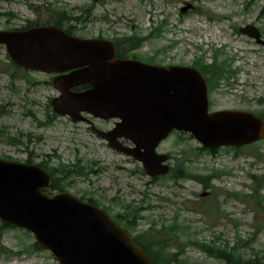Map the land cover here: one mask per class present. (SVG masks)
I'll return each instance as SVG.
<instances>
[{"label": "rangeland", "instance_id": "obj_1", "mask_svg": "<svg viewBox=\"0 0 264 264\" xmlns=\"http://www.w3.org/2000/svg\"><path fill=\"white\" fill-rule=\"evenodd\" d=\"M188 3L196 9L182 14L181 8ZM53 7L69 12L79 9V16L81 10L88 11L84 17L89 22L75 25L82 38L115 39L135 32L147 36L160 28L161 35L147 42L137 55L155 57L165 66H191L198 58L210 64L219 50L218 65L227 61L238 75L230 82L222 81L212 92L213 110L264 112V48L239 31L251 25L264 38V0H0V31L19 29L28 20H49L47 10ZM210 21L217 23L215 29H210ZM14 72L6 49L0 46V159L25 163L31 158L36 164L48 161L51 167L79 162L88 175L72 180L67 187L69 194L95 198L112 216L124 214L129 206L138 208L142 218L132 230L134 235L153 226L160 231L177 222L179 230L175 239L167 241L168 251L178 250L181 235L186 244L181 260L188 264L223 263L193 247L186 235L225 246L235 245L240 236L250 241L249 248L241 253L244 260L264 257V218L256 214L255 200L250 205L245 197L253 191L250 176H264V140L238 156L223 149L214 156L204 152L189 156L187 167L195 174L206 176L215 170L227 173L210 181L208 190L194 181H153L140 163L114 152L86 124L58 117L50 127L39 126L38 121L52 117L49 105L58 92L47 83L50 76L18 71L19 77L13 81ZM94 122L103 130L114 124ZM21 133L32 135L25 145L10 142L14 137L23 141ZM198 148L201 145L190 135L175 134L158 152L171 155L170 164L175 166L187 157L186 149ZM205 192L209 195L202 197ZM233 193L240 197H229ZM214 197L220 207L218 213L202 208L210 200L207 207L212 208ZM260 213L264 216L263 211ZM257 225L263 231L254 235ZM34 245L31 234L0 225V264H58L51 252L36 250Z\"/></svg>", "mask_w": 264, "mask_h": 264}, {"label": "water", "instance_id": "obj_2", "mask_svg": "<svg viewBox=\"0 0 264 264\" xmlns=\"http://www.w3.org/2000/svg\"><path fill=\"white\" fill-rule=\"evenodd\" d=\"M241 32L264 45L253 27ZM0 44L19 67L71 72L54 80L61 93L52 102L55 113L74 122L84 121L81 113L119 119L112 132L96 134L143 163L151 177L168 173L162 166L167 157L156 149L175 130L191 133L210 149L241 147L264 137V125L253 114H209L207 85L195 69L117 59L113 43L82 40L54 27L0 32ZM81 86L90 89L72 91ZM120 139L135 148H126ZM51 186V176L42 168L0 160V219L33 232L60 264H153L104 210L67 193L44 194Z\"/></svg>", "mask_w": 264, "mask_h": 264}, {"label": "trees", "instance_id": "obj_3", "mask_svg": "<svg viewBox=\"0 0 264 264\" xmlns=\"http://www.w3.org/2000/svg\"><path fill=\"white\" fill-rule=\"evenodd\" d=\"M71 16L67 18L68 20H71ZM61 21L60 19H57L55 22ZM34 26L33 24L29 23L27 25V28ZM67 32L73 34L71 31V27H67L66 29ZM131 43L136 46L138 43L134 41V39L131 41ZM197 67H200L205 73H211L213 79L219 80L220 78L223 77L224 75V67L221 68L217 66L215 63L214 65L210 66H203L201 62L196 64ZM261 117L264 119V115H261ZM51 121L47 123L50 124ZM18 143H21L20 141H17ZM235 154H238L240 150H234ZM28 164H32V161L27 162ZM184 164V163H183ZM41 167L44 169L48 170L50 174L53 177L54 183L52 190L54 191H66L69 180L74 179L76 176H83L85 171L84 168L80 166V164L73 165V166H65V165H60L56 168L50 167L48 162H42L39 164ZM184 167L183 165H178L177 169L175 171V175H173V179H181L183 178L184 175ZM217 176L219 172H215ZM186 178H194V179H199L201 182L206 184V179H201L196 176H193L191 174L187 175ZM254 181H256V188L255 191L258 193L262 189L263 181L260 180L261 178H258L256 176L251 177ZM48 192V191H46ZM87 196H83V199H85ZM89 202L94 203L97 205V202L90 198L88 199ZM114 220L121 224L124 225L129 231L132 232L133 229H135L137 225L138 218L141 219L139 210L136 208H131V207H126L125 208V213L124 214H118L113 217ZM3 227H5L3 225ZM178 232V225L174 224L173 227L170 229V234L164 230L157 232L154 229L149 230L148 232H145L140 235H135L134 236V241L137 244H140L148 253L149 257L152 259V261L155 264H186L182 263L179 260V257L181 256L182 252L179 247V253L178 254H173L168 251V240L175 239L174 237L177 235ZM195 244V243H194ZM196 245L201 247L202 250H204L208 255L211 257L216 258L219 261H222L224 263H240L243 262V258L241 255V250L243 247L247 246L248 244L245 242H238L234 247H230L229 245L222 247V246H217L212 245V246H207V245H202L200 246L199 244ZM251 261H256V262H264V258L259 259L256 258Z\"/></svg>", "mask_w": 264, "mask_h": 264}, {"label": "flooded vegetation", "instance_id": "obj_4", "mask_svg": "<svg viewBox=\"0 0 264 264\" xmlns=\"http://www.w3.org/2000/svg\"><path fill=\"white\" fill-rule=\"evenodd\" d=\"M193 9H195L194 7H192Z\"/></svg>", "mask_w": 264, "mask_h": 264}]
</instances>
